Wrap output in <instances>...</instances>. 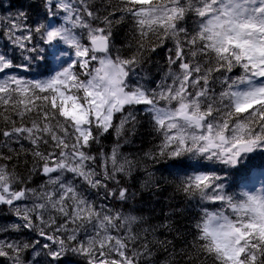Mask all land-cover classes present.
<instances>
[{"label": "snow or ice", "instance_id": "obj_1", "mask_svg": "<svg viewBox=\"0 0 264 264\" xmlns=\"http://www.w3.org/2000/svg\"><path fill=\"white\" fill-rule=\"evenodd\" d=\"M0 264H264V0H0Z\"/></svg>", "mask_w": 264, "mask_h": 264}, {"label": "trees", "instance_id": "obj_2", "mask_svg": "<svg viewBox=\"0 0 264 264\" xmlns=\"http://www.w3.org/2000/svg\"><path fill=\"white\" fill-rule=\"evenodd\" d=\"M141 139L143 140V147H144V148H147V147L150 146V143H149V141H150V139H151L150 137H148L147 135H145V136H143ZM137 143H138V145H139L140 141L138 140Z\"/></svg>", "mask_w": 264, "mask_h": 264}]
</instances>
